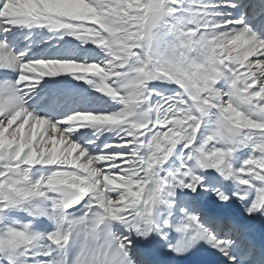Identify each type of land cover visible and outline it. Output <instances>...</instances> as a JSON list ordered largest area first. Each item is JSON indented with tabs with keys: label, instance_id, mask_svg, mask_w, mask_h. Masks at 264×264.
<instances>
[{
	"label": "snow or ice",
	"instance_id": "1",
	"mask_svg": "<svg viewBox=\"0 0 264 264\" xmlns=\"http://www.w3.org/2000/svg\"><path fill=\"white\" fill-rule=\"evenodd\" d=\"M0 264H264V0H0Z\"/></svg>",
	"mask_w": 264,
	"mask_h": 264
},
{
	"label": "rangeland",
	"instance_id": "2",
	"mask_svg": "<svg viewBox=\"0 0 264 264\" xmlns=\"http://www.w3.org/2000/svg\"><path fill=\"white\" fill-rule=\"evenodd\" d=\"M50 146V145H49Z\"/></svg>",
	"mask_w": 264,
	"mask_h": 264
}]
</instances>
